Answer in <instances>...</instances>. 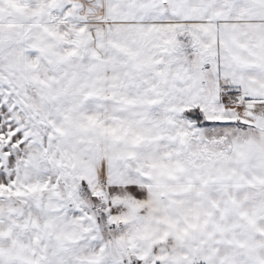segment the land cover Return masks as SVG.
I'll list each match as a JSON object with an SVG mask.
<instances>
[{"label":"snow or ice","instance_id":"6c2138e0","mask_svg":"<svg viewBox=\"0 0 264 264\" xmlns=\"http://www.w3.org/2000/svg\"><path fill=\"white\" fill-rule=\"evenodd\" d=\"M0 264H264V0H0Z\"/></svg>","mask_w":264,"mask_h":264}]
</instances>
